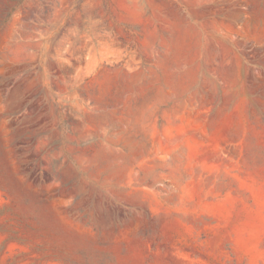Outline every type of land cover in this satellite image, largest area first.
<instances>
[{
  "label": "rangeland",
  "instance_id": "1",
  "mask_svg": "<svg viewBox=\"0 0 264 264\" xmlns=\"http://www.w3.org/2000/svg\"><path fill=\"white\" fill-rule=\"evenodd\" d=\"M0 264H264V0H0Z\"/></svg>",
  "mask_w": 264,
  "mask_h": 264
}]
</instances>
